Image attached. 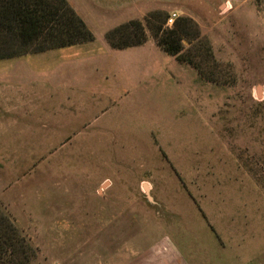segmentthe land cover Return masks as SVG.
I'll use <instances>...</instances> for the list:
<instances>
[{
  "label": "rangeland",
  "instance_id": "1",
  "mask_svg": "<svg viewBox=\"0 0 264 264\" xmlns=\"http://www.w3.org/2000/svg\"><path fill=\"white\" fill-rule=\"evenodd\" d=\"M174 7L225 77L201 79L149 30L107 49L103 18L88 45L0 60V207L27 264H132L187 237L198 264H264V0Z\"/></svg>",
  "mask_w": 264,
  "mask_h": 264
},
{
  "label": "trees",
  "instance_id": "2",
  "mask_svg": "<svg viewBox=\"0 0 264 264\" xmlns=\"http://www.w3.org/2000/svg\"><path fill=\"white\" fill-rule=\"evenodd\" d=\"M168 14L154 10L143 20H129L109 29L108 45L117 50L144 44L149 30L157 47L178 62L186 63L207 81L215 82L224 74L203 62L213 59L211 47L189 17L177 18L172 28H164ZM95 39L83 19L67 0H0V60L40 53ZM189 46L183 50L182 40ZM33 249L21 235L10 215L0 207V264H27Z\"/></svg>",
  "mask_w": 264,
  "mask_h": 264
},
{
  "label": "crops",
  "instance_id": "3",
  "mask_svg": "<svg viewBox=\"0 0 264 264\" xmlns=\"http://www.w3.org/2000/svg\"><path fill=\"white\" fill-rule=\"evenodd\" d=\"M70 6L75 10V12L83 19L86 26L92 32L94 24L93 21L104 19L107 21L108 19L115 20L113 23H108L110 29L127 22L129 20H143V18L151 11L159 10L167 13L169 16L173 14L176 17L175 11L179 10L177 7H174V0H67ZM104 31L101 35L103 36V47L107 49L111 48L108 43L105 41L104 34L108 31ZM93 33V32H92ZM95 37V36H94ZM95 40V39H94ZM94 40L92 42H94ZM92 42L72 45L73 47H79L80 45H88ZM149 42V41H146ZM145 42V43H146ZM144 43V44H145ZM150 43V42H149ZM155 43V42H154ZM151 44V43H150ZM143 45V44H142ZM140 45V46H142ZM136 46V47H140ZM155 46L156 43H155ZM70 48L71 46L51 49L44 52L36 53V54H44L45 57H49L47 55H54L58 53V49ZM134 48V47H132ZM63 51V50H61ZM44 77L48 78L54 86H60L62 88L77 86L75 83L65 82L61 80L59 77L52 78L51 76H47L43 74ZM212 237V236H211ZM193 239V243L190 245V248L187 250V246L189 247L188 241L183 242L181 239V244L168 242L166 245L162 247L160 254H154L153 250H147V252L142 253L138 257L134 259L132 264H198L200 258H205V248H202V243H199L198 240L194 238L187 237V240ZM186 240V239H185ZM186 243V244H185ZM204 245V244H203ZM211 262L210 264H215V260L213 258L215 253L211 251ZM220 256V251L216 254V257ZM220 264V263H217Z\"/></svg>",
  "mask_w": 264,
  "mask_h": 264
},
{
  "label": "built area",
  "instance_id": "4",
  "mask_svg": "<svg viewBox=\"0 0 264 264\" xmlns=\"http://www.w3.org/2000/svg\"><path fill=\"white\" fill-rule=\"evenodd\" d=\"M174 17H175L174 14H173L172 16H168V18H167V20H166V23H168V24H172L173 21H174Z\"/></svg>",
  "mask_w": 264,
  "mask_h": 264
},
{
  "label": "water",
  "instance_id": "5",
  "mask_svg": "<svg viewBox=\"0 0 264 264\" xmlns=\"http://www.w3.org/2000/svg\"><path fill=\"white\" fill-rule=\"evenodd\" d=\"M144 187V190H145V193H146V197L148 198V200H151V197L149 196L148 194V189L146 186H143Z\"/></svg>",
  "mask_w": 264,
  "mask_h": 264
}]
</instances>
